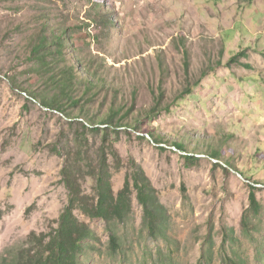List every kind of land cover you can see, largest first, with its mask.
Here are the masks:
<instances>
[{
	"label": "rangeland",
	"instance_id": "1",
	"mask_svg": "<svg viewBox=\"0 0 264 264\" xmlns=\"http://www.w3.org/2000/svg\"><path fill=\"white\" fill-rule=\"evenodd\" d=\"M67 28L76 31L57 70L77 79L60 109L54 72L29 58L39 33ZM81 60L102 82L91 91ZM112 109L119 133L82 128L81 118L106 128ZM104 135L122 161L116 169L108 156L114 192L138 163L168 211L166 235L149 236L135 194L111 229L76 211L96 236L81 264H264V0H0V257L56 227L67 158L93 194L87 164ZM252 185L261 209L246 230Z\"/></svg>",
	"mask_w": 264,
	"mask_h": 264
},
{
	"label": "trees",
	"instance_id": "2",
	"mask_svg": "<svg viewBox=\"0 0 264 264\" xmlns=\"http://www.w3.org/2000/svg\"><path fill=\"white\" fill-rule=\"evenodd\" d=\"M100 24L104 27H110L108 20H103ZM72 28H67L59 31V34H53L50 38L47 32L43 31L39 33V37L33 42L31 48V61L36 62L38 67L43 71L54 72L53 87L57 88V94L54 97V104L56 106L61 100L64 101L65 97L72 91V85L76 84V75L74 69L65 68L58 71V63L65 61L64 50L67 47V43L72 40L75 35L74 30L71 33ZM245 57V52L237 54L231 58L229 64L237 63L240 59ZM62 58V59H61ZM84 68L89 72V76L94 79L88 84V89L91 91L95 88L97 82L98 70L95 69L93 64L86 62L85 60L79 61ZM48 69V70H45ZM56 69L57 71H55ZM95 71V74H91ZM39 75V74H38ZM95 81V82H94ZM101 84L102 82H97ZM28 96L29 100L36 101L38 97L33 96L30 92H23ZM189 91L187 92V94ZM39 96L44 100L43 106L48 109H52L49 104L47 94L44 92ZM76 105L80 102L73 100ZM160 105L158 102L157 106ZM54 107V108H55ZM61 109V108H60ZM57 112L59 110L53 109ZM154 108L152 111H155ZM64 114V112H61ZM120 116L118 110L112 109L108 120L104 122L106 128L97 127L98 125L89 123L91 127H88L83 120V129L89 130L93 133L109 132L108 129H112L115 133H119L120 128H124L123 124L114 127L113 122ZM70 117V116H69ZM88 123V122H87ZM152 137V133H147ZM109 136L104 135L103 146L98 151V161L95 165L88 163V176L95 179V186H93V194L90 195L83 190L82 183L79 176L76 174L77 163L72 158L65 160V166L62 170V181L68 191V203L64 207L63 211L59 215L56 221V227H52L50 231L37 234L32 232L28 239L24 242V246L16 253L13 250L6 252L0 257V264H81V256L85 250L86 244L91 239H95L96 236L90 226L81 221L76 211H80L84 216L90 219L103 220L111 229L112 224L124 223L132 213V197L135 194L139 205L143 210V226L148 232L149 236L158 238L161 236L165 238L166 235V217L168 211L165 206L160 202L158 191L153 186L151 180L147 177L142 167L133 161L131 163V173L127 174L124 186L122 189L115 193L112 186V174L110 172L109 155H112L116 165V169L121 167V158L114 151L107 142ZM176 148L185 151V148L180 145H175ZM69 155V154H68ZM218 153L214 154V159L217 160ZM187 159H191L187 156ZM251 193L249 196L250 207L245 212L242 225L247 230L249 226V214L257 216L260 212L261 205L257 200L254 192L255 186H251ZM114 233L111 234V245L115 247L118 240ZM227 236L228 234L225 233ZM200 264H210L209 257L203 256ZM230 264H243L240 258L230 261Z\"/></svg>",
	"mask_w": 264,
	"mask_h": 264
}]
</instances>
